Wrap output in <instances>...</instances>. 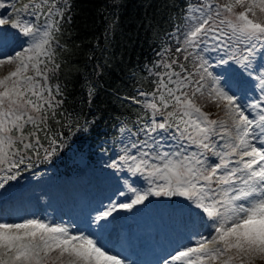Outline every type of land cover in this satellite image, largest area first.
Segmentation results:
<instances>
[{
	"label": "snow or ice",
	"instance_id": "1",
	"mask_svg": "<svg viewBox=\"0 0 264 264\" xmlns=\"http://www.w3.org/2000/svg\"><path fill=\"white\" fill-rule=\"evenodd\" d=\"M29 10L36 20L44 17L43 25L0 16V67L15 66L0 77V189L17 179L21 166L32 167L41 149L50 158L62 143L63 133L52 135L48 126L62 103L48 81L60 67L56 34L67 4L28 0L13 13ZM199 13L186 21L170 59L160 56L162 69L153 65L152 91L139 92L144 99L136 100L148 119L129 133L124 154L111 163L119 170L123 162L150 186L125 185L117 195L128 202H110L85 227L35 216L0 221V264H124L98 230L117 209H132L149 195L181 197L199 218V230L188 238L195 246L181 245L163 264L264 260V63L254 64L258 45L264 60V0H209ZM6 24L26 46L12 47ZM249 92L255 95L245 99ZM209 103L222 118L203 110ZM137 135L143 139H131Z\"/></svg>",
	"mask_w": 264,
	"mask_h": 264
},
{
	"label": "trees",
	"instance_id": "2",
	"mask_svg": "<svg viewBox=\"0 0 264 264\" xmlns=\"http://www.w3.org/2000/svg\"><path fill=\"white\" fill-rule=\"evenodd\" d=\"M193 1L59 0L67 4L56 34L60 67L48 84L62 103L48 126L52 135L63 133L62 143L50 158L41 149L32 166L64 176L72 166L71 152L90 157L91 150L114 141L119 126L132 127L148 117L136 103L144 99L138 93L152 91L160 49ZM29 168L21 166L20 172Z\"/></svg>",
	"mask_w": 264,
	"mask_h": 264
},
{
	"label": "rangeland",
	"instance_id": "3",
	"mask_svg": "<svg viewBox=\"0 0 264 264\" xmlns=\"http://www.w3.org/2000/svg\"><path fill=\"white\" fill-rule=\"evenodd\" d=\"M0 2L5 4L4 8H0V16L11 15L13 19H20L22 22L43 25L44 17L36 20L30 15V10L20 11L19 15L13 13L14 8L21 9L28 0ZM207 2L209 0L188 3L182 21L169 31L167 40L160 49L159 54L165 60L170 59L174 49L180 46L181 33L187 29L186 21L192 15H199V5ZM3 29L10 37L15 38L12 47L19 50L26 46L24 38L9 24L4 25ZM261 51L258 45L254 64L264 63ZM179 55L182 58V54ZM14 67H0V77L14 70ZM251 95L255 93H247L245 99ZM203 110L210 112L213 119L223 117V112L218 111L211 103ZM147 119L148 117L145 120ZM140 126L141 123L132 127L119 126L113 142L91 150L92 160L78 150L71 152L69 161L72 166L64 176L47 167L32 166L20 172L16 180L8 181L0 189V221L21 222V218L35 216L45 218V222L68 225L75 223L85 227L97 214V210L110 205V202H128L117 195L118 191L125 190V185L134 181L132 186L146 190L150 185L143 175L127 172L123 162L119 170L111 167L112 161L124 154V146L129 143V133H136ZM131 139H143V136L137 135ZM217 143L222 144L224 141L217 138ZM167 147L166 145L165 150ZM132 154H135V150H132ZM161 198L162 196L149 195L143 204L135 205L132 209H117L107 218L106 226L99 229L98 234L107 247L113 250L110 254L118 253L124 264H163L164 259L181 245L195 246L189 243L188 238L199 230V218L189 211L185 202L169 205ZM95 227L96 223L92 222V228ZM253 264H264V260L255 258Z\"/></svg>",
	"mask_w": 264,
	"mask_h": 264
},
{
	"label": "water",
	"instance_id": "4",
	"mask_svg": "<svg viewBox=\"0 0 264 264\" xmlns=\"http://www.w3.org/2000/svg\"><path fill=\"white\" fill-rule=\"evenodd\" d=\"M162 199L167 202V203H181L184 201L183 198L181 197H167V196H162Z\"/></svg>",
	"mask_w": 264,
	"mask_h": 264
}]
</instances>
